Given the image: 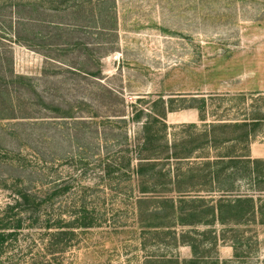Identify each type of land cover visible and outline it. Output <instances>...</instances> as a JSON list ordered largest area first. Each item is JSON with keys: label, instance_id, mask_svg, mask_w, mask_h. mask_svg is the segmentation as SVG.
<instances>
[{"label": "rangeland", "instance_id": "1", "mask_svg": "<svg viewBox=\"0 0 264 264\" xmlns=\"http://www.w3.org/2000/svg\"><path fill=\"white\" fill-rule=\"evenodd\" d=\"M13 13V4L0 2V212L24 185L47 202L49 216L63 219L86 198L101 226L80 232L73 246L53 256L42 242L44 231H25L0 264L193 259L189 246H174L172 226L157 228L153 208L162 195L144 198L134 174L105 183L99 165L130 157L135 169L146 115L142 123L134 117L152 107L160 111L154 105L161 98L204 97L207 121L240 119L247 110L264 118V0H94L81 13L52 14L70 26L62 30L46 24V9L27 3L20 11L21 43L7 37ZM194 123L203 125L195 109L167 117L180 141L188 132L181 126ZM260 125L258 134L264 133ZM248 190L244 184L241 191ZM140 198L147 199L144 217ZM260 220L238 228L217 225V233L198 237V263L264 264ZM193 230L207 229H186Z\"/></svg>", "mask_w": 264, "mask_h": 264}, {"label": "trees", "instance_id": "2", "mask_svg": "<svg viewBox=\"0 0 264 264\" xmlns=\"http://www.w3.org/2000/svg\"><path fill=\"white\" fill-rule=\"evenodd\" d=\"M5 0H0L3 2ZM14 5L13 20L10 25L11 43H21L20 27L24 19L20 11L27 3L39 11L49 12L47 25L55 30L70 27L53 20L52 14L70 12L79 8L82 12L84 4L94 0H8ZM104 1V0H98ZM19 14V16H18ZM77 14V13H76ZM35 24H43V20L34 19ZM114 23L115 19H114ZM52 32H50L51 34ZM39 38V33H36ZM25 81L24 77H17ZM189 106H185L187 103ZM176 104H179L178 107ZM161 106L160 111L147 110L135 115L134 120L142 123V115L146 121L142 125V141L136 147V166L132 170L129 157L121 164L117 158L111 157L101 162L103 182L110 183L127 174H134L139 193L143 197L150 194H161L159 202L154 206L155 220L158 229L173 227L169 231L176 248L189 246L193 259H179L161 256L158 264H199L200 249L198 237H208L215 232V227L235 228L254 223L260 219L264 224V160L251 158L250 146L257 129L264 120L255 115L239 122L226 123L224 119H216L210 124L205 112L208 102L204 97L163 98L154 107ZM195 109L199 111L202 126L196 124L181 126L188 129L185 139L179 140L181 134H171L167 117L180 110ZM15 114V111H13ZM14 116V115H13ZM71 118V117H70ZM15 119V118H13ZM176 128V127H175ZM198 134V135H195ZM173 139L169 140V137ZM204 152V154L199 153ZM213 157H211V154ZM199 153V154H198ZM127 160V161H126ZM87 173H84L86 175ZM117 177V178H115ZM249 190L242 192L243 185ZM86 188V186H85ZM137 201L139 215L144 217L142 205L147 199ZM158 198V197H157ZM81 202L68 219L48 215V204L24 185H17L12 194V201L0 212V262L7 257L25 231H44L42 242L50 255L67 251L79 239L80 232L100 227V216L95 207ZM153 211H151L152 213ZM168 222V223H167ZM205 227L204 232L186 231L188 228ZM171 227V228H172ZM178 229L181 232H178ZM209 240V238L207 239ZM164 242V241H161ZM217 245V239H216ZM235 257H239L238 243H235ZM227 264V262H225Z\"/></svg>", "mask_w": 264, "mask_h": 264}, {"label": "crops", "instance_id": "3", "mask_svg": "<svg viewBox=\"0 0 264 264\" xmlns=\"http://www.w3.org/2000/svg\"><path fill=\"white\" fill-rule=\"evenodd\" d=\"M262 93H258L256 94L257 96L261 95ZM173 114V113H172ZM170 115V114H169ZM251 116H253L251 113H249V111L247 110V113L240 117V119H236V118H229V119H224V120H227V121H224L226 123H229V122H236V121H243L244 119H249L251 118ZM199 123H204L200 120V114H199ZM206 124H210L212 123V121H207L205 122ZM262 123H264V120L262 121ZM196 124V123H194ZM260 136H264V133L262 134H258V131L256 132L255 134V137H254V140H252V143H251V146H250V152H251V158L252 159H257V160H264V139L262 141H257L256 139H259Z\"/></svg>", "mask_w": 264, "mask_h": 264}]
</instances>
